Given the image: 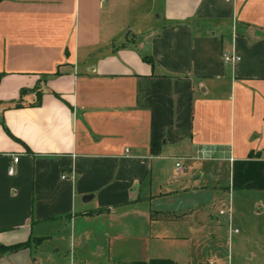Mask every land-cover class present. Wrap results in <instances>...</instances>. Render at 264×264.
I'll return each mask as SVG.
<instances>
[{"label": "crops", "instance_id": "obj_1", "mask_svg": "<svg viewBox=\"0 0 264 264\" xmlns=\"http://www.w3.org/2000/svg\"><path fill=\"white\" fill-rule=\"evenodd\" d=\"M256 156L264 0H0V249L29 242L0 264H88L61 257L67 238L117 248L121 264L145 249L229 264L217 244L194 261L155 244L214 219L165 204L199 193L222 204L215 170L226 164L230 185L231 163Z\"/></svg>", "mask_w": 264, "mask_h": 264}, {"label": "rangeland", "instance_id": "obj_2", "mask_svg": "<svg viewBox=\"0 0 264 264\" xmlns=\"http://www.w3.org/2000/svg\"><path fill=\"white\" fill-rule=\"evenodd\" d=\"M178 162L181 165V161ZM214 173V176L219 181V187L223 188L220 195L222 204H218L219 200L211 204L209 202L211 199L209 193L174 197L171 204H165L171 207L188 208L189 213L199 211L198 206L205 205L206 210L212 213L214 219L212 222L205 220L201 225L202 228L198 226L196 235H194V237L197 236L198 238L204 236L205 240L199 243L194 241L192 236L194 231L190 232L188 230V233H191L189 234L190 241L155 244L158 257H168L167 249L172 248L176 258L194 261V258L198 255L199 245L204 244L200 249V254L206 256L214 252V246L217 244V247H219L217 254L225 255L226 249H229V264H264V191H228L229 171L226 164H223ZM227 204L230 209L229 213ZM221 210H226L227 213L219 215ZM196 221L200 222L201 218H195V215L191 214H188L185 220L188 225ZM233 230H237V233L233 234ZM70 247L69 238H67V241H62L60 250L62 258L75 255L74 257L77 259L79 257L86 259L88 264H121L123 262L120 259L125 254L117 250V248H111L108 251H90L87 247L82 250H79V248L75 250ZM182 248L184 250H181ZM151 252L152 249H145L139 252V257L144 258H138L136 261L152 258Z\"/></svg>", "mask_w": 264, "mask_h": 264}, {"label": "trees", "instance_id": "obj_3", "mask_svg": "<svg viewBox=\"0 0 264 264\" xmlns=\"http://www.w3.org/2000/svg\"><path fill=\"white\" fill-rule=\"evenodd\" d=\"M36 92V88L32 89ZM23 91L19 92L22 95ZM38 92H36V96ZM18 103L13 107H17ZM228 191L231 190H252L264 191V160L260 157H251L246 160H235L230 165V185ZM29 242H24L11 247L0 249L2 251H16L26 248ZM170 260L165 259H150L148 261H136L129 264H171Z\"/></svg>", "mask_w": 264, "mask_h": 264}, {"label": "built area", "instance_id": "obj_4", "mask_svg": "<svg viewBox=\"0 0 264 264\" xmlns=\"http://www.w3.org/2000/svg\"><path fill=\"white\" fill-rule=\"evenodd\" d=\"M222 59H223L224 63H226V64H235V63L239 62V60H240L239 56H237L236 54L231 53V52L223 53ZM177 160L179 161V158ZM263 160H264V158H263ZM178 161L175 164V167L177 169H180L181 166H180V163ZM16 162H17V156L11 155V163L8 165V168H7V174L8 175H11L13 173L12 165ZM229 210L230 209L228 208L227 209L228 213H229ZM226 213H227L226 210L225 211H223V210L219 211L220 215H225ZM233 232L236 233L237 230H233Z\"/></svg>", "mask_w": 264, "mask_h": 264}]
</instances>
